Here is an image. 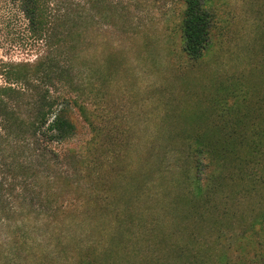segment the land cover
Returning a JSON list of instances; mask_svg holds the SVG:
<instances>
[{"label": "rangeland", "instance_id": "374dc122", "mask_svg": "<svg viewBox=\"0 0 264 264\" xmlns=\"http://www.w3.org/2000/svg\"><path fill=\"white\" fill-rule=\"evenodd\" d=\"M23 1L0 0V97L23 116L50 86L34 66L55 55V16L97 17L57 51L71 139L32 145L0 113V264H264V0H207L195 59L183 0H35V31ZM18 64L32 75L12 84ZM226 138L197 184V141Z\"/></svg>", "mask_w": 264, "mask_h": 264}, {"label": "trees", "instance_id": "16d2710c", "mask_svg": "<svg viewBox=\"0 0 264 264\" xmlns=\"http://www.w3.org/2000/svg\"><path fill=\"white\" fill-rule=\"evenodd\" d=\"M206 1L207 0H183L184 8L181 15V29L183 33L184 50L188 56L194 59L204 54L211 36L214 15L206 8ZM23 2L24 14L30 23V28L33 31L41 29L43 24H45L46 14L39 7L40 1L24 0ZM92 2L96 7L99 0H92ZM71 3L75 4L74 2ZM76 6L75 9H68L61 15H54V24L52 28H50L52 33H49V36L56 45L55 55L54 57L49 56L41 58L34 66V70L38 71L43 77L45 76L47 84L50 86H48L44 92L40 93L32 102L31 113L23 116V114H19L17 111H12V109L8 107L9 105H7V102H5V99L0 97V113L6 117L9 127L15 128L19 135L28 138L32 145L35 143L39 144L40 142L49 144L64 143L71 139L76 133V125L71 119L70 113L71 101H73L75 105L78 104V95L70 98L66 94V91L63 92V90L58 89L59 84L62 83L60 76L65 70L60 69L58 65L57 59L59 54L57 51L62 53V49L74 43L85 41L87 32L86 26L92 23L97 17L95 14H86V12H83V10L79 8V5L78 7ZM104 8L103 10L110 9L107 5L104 6ZM125 8L129 11L127 6ZM104 17L113 18L110 14L104 15ZM31 75L32 74H30L28 70V65L18 64L15 71H11L8 79L12 81V84L19 82L26 83ZM52 87L53 89H51ZM1 90L4 94H7L9 91L13 92L14 88L10 85L3 87ZM236 128L237 123L233 128V134ZM261 131L260 134L263 135L264 131ZM256 132L255 130L254 133ZM224 144L223 148V145L218 146L204 139L197 141L193 153L195 161L193 168L195 169V180L197 184H200L201 179L197 176V166H199V164L197 165L196 162L199 163V159L203 156L207 158L224 157L225 154L230 152L229 145L232 144V141L226 138Z\"/></svg>", "mask_w": 264, "mask_h": 264}]
</instances>
